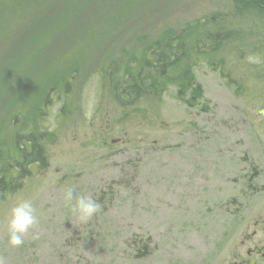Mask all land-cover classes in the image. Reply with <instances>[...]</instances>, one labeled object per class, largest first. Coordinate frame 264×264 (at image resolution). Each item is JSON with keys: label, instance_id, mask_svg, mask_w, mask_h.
Listing matches in <instances>:
<instances>
[{"label": "rangeland", "instance_id": "1", "mask_svg": "<svg viewBox=\"0 0 264 264\" xmlns=\"http://www.w3.org/2000/svg\"><path fill=\"white\" fill-rule=\"evenodd\" d=\"M238 3L0 0V171L9 181L0 193V264L218 263L264 200L240 193L249 164L264 180V38L248 34L264 12L243 15ZM215 26L227 37L203 50ZM175 35L189 65L174 77L187 69L200 96L189 105L188 81L178 92L160 76L161 95L151 93L157 79L126 108L123 80ZM18 134L37 138L43 156L21 177ZM68 187L100 212L82 222L65 206ZM21 199L40 223L12 247L7 224Z\"/></svg>", "mask_w": 264, "mask_h": 264}, {"label": "trees", "instance_id": "2", "mask_svg": "<svg viewBox=\"0 0 264 264\" xmlns=\"http://www.w3.org/2000/svg\"><path fill=\"white\" fill-rule=\"evenodd\" d=\"M237 7V6H235ZM239 13H242L243 15L248 14V12L244 13V10L250 9L252 7H247L244 4L239 5ZM105 20V19H104ZM102 20V22L104 21ZM217 23L214 24H220L223 23V21H216ZM207 24L211 25V22H207ZM209 28V26H207ZM210 29V28H209ZM215 31H206L204 33V36H202L201 40L199 41V46L201 48L205 47V50H207V47L214 46L217 42H220L223 37H227V32L222 27H213ZM181 38L180 35L170 36L169 38L166 37V41L162 46H152L151 51V58L148 59V61L144 64L145 66L137 67L133 70V72L123 80V84L121 89L118 91V97L121 100V102L124 104V106L128 109H131L132 103L139 100L141 96H143V93L149 91L150 89L154 88V84H158L157 79L160 81V76H165L166 80L174 79L175 83L174 86H177L176 89L178 92L184 91L187 87V81L190 85V88H187L185 93L187 94L188 100H184L185 103H189L191 105V100L197 96L199 97L200 94L192 92L191 91V84L189 83V75L187 72V75L184 74L179 75L178 79L174 77L175 73L178 71V68L180 66L189 65V60H187V57L185 56L184 52L181 54V51L184 49L183 45H180L181 51L179 50L177 46V42ZM182 44V43H181ZM178 49V51H177ZM206 52V51H205ZM204 53V52H202ZM201 57V53H199ZM205 59L208 57L204 55ZM180 60V63H178ZM148 65V66H147ZM183 68V67H182ZM153 74V75H151ZM157 76V77H156ZM185 77V78H183ZM238 81V79H236ZM241 80V79H240ZM242 81V80H241ZM161 83V81H160ZM240 83V82H239ZM242 84V83H241ZM167 83H161V86L155 87V89L151 92L154 95H161L162 90L166 87ZM239 84H237L238 86ZM195 91V89H194ZM192 97V98H191ZM130 111V110H128ZM33 113V111H32ZM120 115V114H119ZM19 119V115H17V118ZM18 144H19V150H20V163L18 162V166L20 167L19 176L21 177L24 172H27L29 169V165L36 161H43V156L41 154V150L37 145V138L33 139V135H20L18 134ZM30 143L25 145L26 143L20 142L22 138H24ZM36 140V141H35ZM25 147V148H23ZM41 161V162H42ZM11 168H13V165H9ZM10 168V169H11ZM9 172H12L9 170ZM31 172V170H29ZM10 178H14L13 176H10ZM8 177L6 176V173L4 171H0V193L4 192V189L6 188L7 184H9V181L7 180ZM16 178H14L15 181Z\"/></svg>", "mask_w": 264, "mask_h": 264}, {"label": "flooded vegetation", "instance_id": "3", "mask_svg": "<svg viewBox=\"0 0 264 264\" xmlns=\"http://www.w3.org/2000/svg\"><path fill=\"white\" fill-rule=\"evenodd\" d=\"M238 2L239 5L244 4L247 7L257 8L258 12H264V0H238ZM254 17L259 19L255 21L256 30L248 34L264 38V15L256 13ZM262 117L261 125L264 127V116ZM118 141L124 142L120 139L114 144L119 143ZM258 175V169L251 164L242 169L241 179L244 180L240 190L241 195L251 196L257 191L264 195V180L259 185L255 179ZM217 264H264V200L263 204L248 216L240 232L222 248Z\"/></svg>", "mask_w": 264, "mask_h": 264}, {"label": "clouds", "instance_id": "4", "mask_svg": "<svg viewBox=\"0 0 264 264\" xmlns=\"http://www.w3.org/2000/svg\"><path fill=\"white\" fill-rule=\"evenodd\" d=\"M65 206L78 216L82 222H87L100 212L101 205L91 196L78 194L74 188L68 187L64 192ZM40 223V217L29 199H21L11 208L7 224L8 242L12 247L24 244V237ZM41 233L32 232V239L39 240Z\"/></svg>", "mask_w": 264, "mask_h": 264}, {"label": "water", "instance_id": "5", "mask_svg": "<svg viewBox=\"0 0 264 264\" xmlns=\"http://www.w3.org/2000/svg\"><path fill=\"white\" fill-rule=\"evenodd\" d=\"M260 112H261L262 114H264V111H263V110H260Z\"/></svg>", "mask_w": 264, "mask_h": 264}]
</instances>
